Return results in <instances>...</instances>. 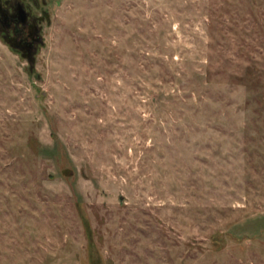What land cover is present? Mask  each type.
<instances>
[{"label": "rangeland", "instance_id": "374dc122", "mask_svg": "<svg viewBox=\"0 0 264 264\" xmlns=\"http://www.w3.org/2000/svg\"><path fill=\"white\" fill-rule=\"evenodd\" d=\"M0 41V264H264V0H47Z\"/></svg>", "mask_w": 264, "mask_h": 264}, {"label": "flooded vegetation", "instance_id": "af4514ba", "mask_svg": "<svg viewBox=\"0 0 264 264\" xmlns=\"http://www.w3.org/2000/svg\"><path fill=\"white\" fill-rule=\"evenodd\" d=\"M48 24L47 0H0V41L20 56L35 54Z\"/></svg>", "mask_w": 264, "mask_h": 264}, {"label": "water", "instance_id": "95a60500", "mask_svg": "<svg viewBox=\"0 0 264 264\" xmlns=\"http://www.w3.org/2000/svg\"><path fill=\"white\" fill-rule=\"evenodd\" d=\"M20 57L27 62V64L29 65V69H30L31 65L33 64V56L30 54L27 55V54L23 53V54H21Z\"/></svg>", "mask_w": 264, "mask_h": 264}]
</instances>
